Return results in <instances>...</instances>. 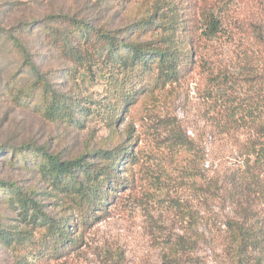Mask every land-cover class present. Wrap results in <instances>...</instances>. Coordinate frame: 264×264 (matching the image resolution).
I'll return each mask as SVG.
<instances>
[{"label":"trees","instance_id":"1","mask_svg":"<svg viewBox=\"0 0 264 264\" xmlns=\"http://www.w3.org/2000/svg\"><path fill=\"white\" fill-rule=\"evenodd\" d=\"M155 1L156 10L165 7L169 15H160L162 20H153L155 14L149 16L141 21L139 29L156 32L157 39L129 41L86 20L74 22L68 15H58L54 16L55 21L73 27V33L45 30L43 41L61 50L66 58L87 63L89 71L94 57L89 51L84 52L82 45L93 40L100 43L97 52L106 54V61H94V65L106 82L108 99L98 109L111 122L123 119L129 109L142 104L145 95L189 81L197 72L206 74L209 85L205 97L212 129L232 141L242 159L222 171H213L207 180L202 178L199 168L187 169L193 187L205 195L210 211L202 215L197 209L176 201L182 230L164 239L162 264H206L202 251L212 256L218 253L228 264H264V10L236 20H218L215 10L219 3ZM258 1L264 6V0ZM16 31L30 32L31 24L21 22ZM1 32L0 35L16 45L29 73L35 75L36 88L48 102L47 113L52 118H70L72 114H67L70 106L64 101L66 96L57 94L40 71L28 40L0 26ZM222 40L237 48L232 64L217 54L214 43ZM33 92L31 88L29 93ZM155 123L160 126L161 118ZM171 133L165 138L170 151L187 162L191 158L205 163L194 140L179 133L175 126H171ZM5 145L0 144V153ZM133 145L134 142L120 144L100 152L105 162L88 161L84 156L61 160L45 146L31 142L17 147L7 145L9 150H5L13 149L14 158L21 159L20 152L27 149L42 154L54 187H61L65 192L71 210L62 217L52 216L17 181L0 178V187L12 190L21 211L25 215L31 211L33 219L34 231L26 235H9L1 229L0 222V234L7 246L33 256V260L19 264L65 260L80 251L95 225L111 218L132 193L145 186H150L151 191L160 189L157 184L166 181V167L155 157L152 161L158 165L152 169L149 157L140 148L133 151ZM109 255L111 264L123 261L120 252Z\"/></svg>","mask_w":264,"mask_h":264},{"label":"rangeland","instance_id":"2","mask_svg":"<svg viewBox=\"0 0 264 264\" xmlns=\"http://www.w3.org/2000/svg\"><path fill=\"white\" fill-rule=\"evenodd\" d=\"M207 1L219 3L215 10L218 20H236L264 10L263 2L258 0ZM155 2L0 0V26L12 30L14 36L28 40L30 51L36 54L32 58L57 94L66 96L64 101L70 106L67 114H72L70 118H52L47 113L48 102L36 88L35 75L29 73L12 40L0 35V144L17 147L31 142L45 146L61 160L84 156L88 161L105 162L100 152L134 142L132 150L142 149L145 157L151 160L152 169L158 165L152 161L156 157L168 171L166 181L157 184L160 189L151 191L150 186H145L132 193L111 218L96 224L80 251L65 260L45 264H111L109 254L116 256L119 252L121 264H162L164 239L182 230L176 201L197 209L202 215L210 211L205 195L193 187L187 169L190 170V166L199 168L202 178L207 180L213 171H222L242 159L234 143L212 129V116L205 97L209 83L204 72H197L189 81L145 95L142 104L129 109L123 119L111 122L106 113L98 109L99 104L108 99L106 82L94 65V61L105 60L106 54L97 52L100 43L93 40L82 45L84 52L89 51L94 57L93 63H89V71L87 63L66 58L61 50L49 47L43 41L45 30L73 33V27L55 21L54 16L58 15H68L74 22L86 20L94 27L107 29L129 41L157 39L156 32L139 29L141 21L149 16L155 14L153 20H162L160 15H169L165 7L156 10ZM21 22H29L31 31L19 34L16 26ZM214 44H217V54L225 62L232 64L235 61L237 48L230 45L231 42L222 40ZM31 88H34L33 93H29ZM159 117L160 126L155 123ZM171 126L195 141L205 163L191 158L187 162L168 149L165 138L172 135ZM7 145L5 149L9 150ZM5 149L0 153L1 179L17 181L52 216L71 213L67 196L61 187H54L41 153L27 149L20 152V159L13 157V149ZM153 171L162 174L159 169ZM30 212L25 215L14 192L0 187V222L5 233L26 235L34 231ZM202 253L206 264H228L218 253L213 256ZM27 259L33 260V256L11 250L0 234V264H19Z\"/></svg>","mask_w":264,"mask_h":264}]
</instances>
